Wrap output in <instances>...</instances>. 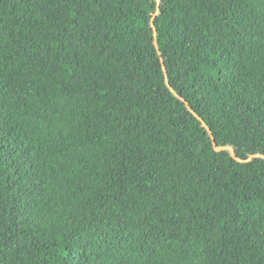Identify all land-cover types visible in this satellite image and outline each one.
<instances>
[{
    "label": "trees",
    "instance_id": "1",
    "mask_svg": "<svg viewBox=\"0 0 264 264\" xmlns=\"http://www.w3.org/2000/svg\"><path fill=\"white\" fill-rule=\"evenodd\" d=\"M0 264H264V0H0Z\"/></svg>",
    "mask_w": 264,
    "mask_h": 264
}]
</instances>
